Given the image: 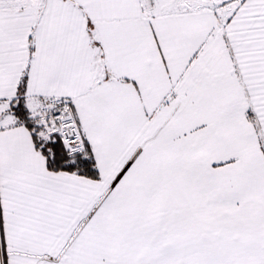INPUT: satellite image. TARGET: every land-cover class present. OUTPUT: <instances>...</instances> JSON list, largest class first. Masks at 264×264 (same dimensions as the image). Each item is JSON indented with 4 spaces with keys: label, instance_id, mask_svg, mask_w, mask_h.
<instances>
[{
    "label": "snow or ice",
    "instance_id": "obj_1",
    "mask_svg": "<svg viewBox=\"0 0 264 264\" xmlns=\"http://www.w3.org/2000/svg\"><path fill=\"white\" fill-rule=\"evenodd\" d=\"M0 264H264V0H0Z\"/></svg>",
    "mask_w": 264,
    "mask_h": 264
}]
</instances>
